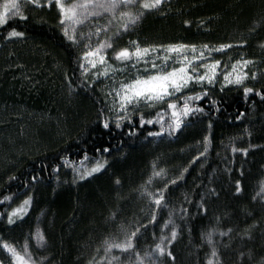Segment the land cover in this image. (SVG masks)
<instances>
[{"label": "trees", "instance_id": "1", "mask_svg": "<svg viewBox=\"0 0 264 264\" xmlns=\"http://www.w3.org/2000/svg\"><path fill=\"white\" fill-rule=\"evenodd\" d=\"M22 11L27 20L9 17L0 28V241L19 253L27 242L24 256L32 264H134L137 253L148 264L145 253L161 236L170 238L175 226L177 238L166 245L175 260L164 256L158 264H206L213 247L220 264H264V100L255 95L264 91V0H165L160 11L147 13L115 42L116 49L133 40L141 46L232 44L216 53L224 67L239 55L253 61L255 80L223 91L217 83L211 89L218 113L205 99L210 115H198L174 136L155 138L147 133L159 125L139 128V114L154 117L160 106L140 107L132 124L125 121L116 129L102 83L88 79L93 88L82 86L80 49L63 35L54 3L50 8L28 4ZM116 17L114 29L119 12ZM13 27L25 35L4 39ZM242 40L244 46H237ZM244 87L255 91L246 98ZM104 119L111 120L110 129L102 127ZM130 128L137 129L136 135L127 134ZM206 135L208 152L192 164L204 151ZM105 147L111 152L103 153ZM233 147L248 148L247 156L233 153ZM85 154L89 160L82 163ZM105 159L101 172L85 180L75 177L72 165L83 171ZM154 164L165 174L153 177ZM185 168L184 179L169 185L162 205L151 203L146 192L155 193ZM238 179L240 193L235 191ZM5 196L12 199L4 201ZM28 196L32 204L24 218L8 225L7 213ZM170 214L173 223L165 227ZM121 225L129 233L139 225L147 229L141 228L133 241L134 251L105 253V240H124ZM37 228L45 236L43 247L32 238ZM210 230L213 245L205 238ZM0 261L12 264L2 247Z\"/></svg>", "mask_w": 264, "mask_h": 264}, {"label": "snow or ice", "instance_id": "2", "mask_svg": "<svg viewBox=\"0 0 264 264\" xmlns=\"http://www.w3.org/2000/svg\"><path fill=\"white\" fill-rule=\"evenodd\" d=\"M53 3L59 10L60 25L63 26V35L71 41L73 44L78 43L76 35L77 25L84 24L90 18H99L104 14L111 16L107 24L94 25L95 32H89L88 38L95 35L98 40L93 47L90 44L85 45L88 51L83 53L80 63L82 69L81 75L85 77L82 82V86L85 89L93 88V84L88 83L87 74L90 69H97L99 65L103 70H97L92 73L94 79L99 77H108L111 75L124 74L127 72L129 76L121 80L119 89H112L107 96L112 97V106L109 109L115 113V128L120 129L124 126V122L132 124L133 117L139 111L140 107L152 109L156 106L159 107V111L151 118H146L144 113L139 114V128L143 129L149 125H159L158 131H149L148 137H163L174 136L180 132L183 128L188 127L193 122L194 118L199 116L210 115L206 112L203 106L205 99L209 100L210 108L215 112H219L218 101L211 98V89L217 84L221 83L219 80V66L221 61L213 57V53H223L225 49L234 47L232 44H220L219 46H212L209 44H203L197 46L195 44H168V45H148L141 46L136 40L130 41L128 46L121 47L119 49L114 48L115 42L122 36L123 33L129 32L134 29L140 20L149 12L160 11L161 6L165 3V0H77L70 5H66L63 0H44V4H41V0H6L0 10V28H2L8 22L9 17H19L21 20H27L28 17L24 15L22 8L28 4L34 5L36 8L42 6L52 7ZM121 9H124L121 11ZM119 12V21L116 31L111 32V35H107L111 31L112 21L116 20V13ZM189 22L185 21L187 25ZM105 34V39L100 40L99 37ZM25 35L24 32L17 31L16 28H12L4 36V39L19 38ZM84 39V34H80V40ZM246 41H241L239 45L243 47ZM264 47V45H261ZM111 49L113 55L109 57L108 50ZM189 52L191 55H189ZM109 59H113L116 63H109ZM253 61L247 59H240L232 64V70L226 71L223 74V82L221 83V91L229 85L243 86L246 79L249 78V72L245 71L249 64ZM178 64L179 67L170 66ZM119 65V66H117ZM135 73L133 77L131 74ZM257 73L252 72L251 78L255 80ZM199 88V91L196 89ZM186 91L188 94H185ZM255 90L251 87H244V96L247 98L250 93ZM114 93V95H113ZM255 95L260 96L264 100V91H255ZM200 102V103H197ZM166 105V107H163ZM103 115V113H101ZM151 115L150 113L148 114ZM244 113H240L236 117L237 120L243 116ZM111 120H102V127L104 129L111 128ZM212 121H209L208 127L212 128ZM137 129L130 128L127 133L129 136L136 135ZM204 151L200 152L197 157H193L192 164L199 162L200 157H204L208 152L210 145V137L204 136L203 138ZM242 152L245 156L248 154V148H232V152ZM100 152V149H97ZM109 147L103 148V153H110ZM64 162V166L68 167V160L66 157H61ZM89 158L85 154L83 162L88 161ZM108 161L105 159L103 162L97 160L90 169L85 168L83 171L72 165L75 177L80 180H85L87 177L92 176L95 173L101 172L105 169ZM153 177H160L165 174L164 169L155 171L156 165H153ZM54 173L58 171V168H53ZM188 171L187 168L183 169L178 176L164 184L163 188H158L155 193L146 192V195L151 200V203L157 207L162 205V202L166 200V191L169 189V185H175L178 181L184 179V174ZM42 174L38 173L32 176V182H38V176ZM15 180L16 177H10ZM76 182L74 178L73 183ZM150 178L147 183H151ZM119 184V180L116 181ZM214 192V190H211ZM236 193L241 192V181L236 180L235 184ZM261 193H264V183L261 184ZM260 195V193H258ZM12 197L5 196L4 201L10 200ZM255 199V197H254ZM3 203V201H0ZM32 204V197H26L19 206L13 208L7 213V224L14 225L17 219L22 220L24 215L28 212L30 205ZM203 207V205H199ZM206 211V209H205ZM182 213H186V209H181ZM156 214L153 212L151 222H156ZM172 218L170 214L169 220L165 221V227L172 224ZM141 228L147 229V225H139L135 230L128 232L127 228L121 225V231L124 233V240L121 242L104 241L105 253H110L113 249H119L123 253H128L135 250L133 241L138 239V234L141 232ZM231 232V229H229ZM228 233L221 232L220 235L224 236ZM176 227L173 226L170 238L161 236L160 241L155 244V248L150 253H145L149 258L148 264H158L160 257L167 256L174 262L175 258L166 245H171L177 238ZM32 238L36 241L37 246L43 247L45 244V236L43 232L37 228L32 234ZM207 243L213 245V231L207 232L205 235ZM0 247H2L12 258V264H28L24 257L16 250V248L6 242L0 241ZM28 252L27 242L25 244V253ZM217 251L213 247L211 252V258L207 259L206 264H220L217 259ZM118 257L113 256L112 260H118ZM3 264V261H0ZM111 264V262H110ZM134 264H145V260L140 257L139 253L136 254V260Z\"/></svg>", "mask_w": 264, "mask_h": 264}, {"label": "rangeland", "instance_id": "3", "mask_svg": "<svg viewBox=\"0 0 264 264\" xmlns=\"http://www.w3.org/2000/svg\"><path fill=\"white\" fill-rule=\"evenodd\" d=\"M6 2V0H1L0 1V7L2 8V5ZM63 2L66 4V5H70L74 2H77V0H63ZM111 19V16H109L108 14H104L103 16L99 17V18H90L88 21H85L84 24L82 25H77L76 28H77V32H76V35H77V38H78V43H76L75 45L80 49V57L82 58L83 56V53L85 51H88L89 49L85 47V45L87 44H90L95 47L96 43H97V40L98 38L95 36V35H92L91 38L89 39L88 38V33L91 31V32H95V27L94 25H96L97 23L99 24H107L108 23V20ZM63 27V26H62ZM116 27V25L112 24L111 25V31L110 32H114L116 31V29H114ZM83 33L84 34V39L83 40H80V34ZM108 34V33H107ZM100 40L102 39H105V34H102L100 37H99ZM177 44V43H176ZM129 45V41L127 43V46ZM196 45V44H195ZM197 46H201V44H197ZM226 50V49H225ZM108 55L109 57H111L113 55L112 53V50L109 49L108 50ZM189 55H191V53L189 52ZM213 57L216 59V53H213ZM240 59H246L244 58V56H236L234 57V59H231L230 62L228 63L227 66L224 67V64L225 62L223 63L221 60V64L219 66V80L220 82L222 83L223 82V74L226 72V71H231L232 70V64L235 63V61L237 60H240ZM219 60V59H218ZM249 60V59H247ZM252 61V60H251ZM82 62V60H81ZM109 63H116L113 59H109ZM252 64H249L248 67L246 69H244L245 71H248L249 72V78L246 79L244 81L243 84H245L248 80H252L251 78V73L252 72H255L254 69H252ZM119 66V65H117ZM170 66H176V67H179L178 64H175V65H170ZM97 70H100L102 71L103 69L100 68V66L98 65L97 66V69H90L89 70V73L87 74V79H89L90 81H96V82H101L102 85H103V88L105 90V92L108 94L110 91H112V89H119L120 87V82L121 80H124L126 79L129 74L127 72H125L124 74L120 75V74H117V75H109L108 77H99V79H94L93 76H92V73L94 71H97ZM82 71V69H81ZM256 73V72H255ZM133 77L135 76V73L133 72L131 74ZM221 83H218L220 86H221ZM231 87L233 86H236V85H229ZM227 86V87H229ZM114 95V93H113ZM109 97V104H110V108L112 106V97L108 96ZM112 112V111H111ZM113 115L115 116V113L112 112ZM21 256L24 257L25 261L28 262V264H32L29 257L28 256H24V255H27V253H25V251L23 250L22 253H20Z\"/></svg>", "mask_w": 264, "mask_h": 264}]
</instances>
